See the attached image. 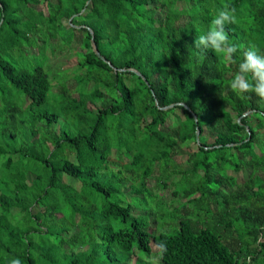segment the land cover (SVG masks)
I'll use <instances>...</instances> for the list:
<instances>
[{"label":"trees","instance_id":"1","mask_svg":"<svg viewBox=\"0 0 264 264\" xmlns=\"http://www.w3.org/2000/svg\"><path fill=\"white\" fill-rule=\"evenodd\" d=\"M86 2L0 0V264H130L152 245L158 264H264V100L231 87L245 51L264 56V0ZM225 7L231 58L196 48ZM65 48L77 96L67 73L53 91ZM157 166L171 231L147 220Z\"/></svg>","mask_w":264,"mask_h":264},{"label":"rangeland","instance_id":"2","mask_svg":"<svg viewBox=\"0 0 264 264\" xmlns=\"http://www.w3.org/2000/svg\"><path fill=\"white\" fill-rule=\"evenodd\" d=\"M38 8V6H37ZM40 10H44L46 11V4L45 2H42L41 5H40ZM65 21V20H64ZM26 22H29V20H27ZM25 28V27H23ZM30 40L33 39V37H29ZM21 41L24 43H27V39L25 38H21ZM44 41H46V38L44 39ZM25 45V44H24ZM36 50H33V52H35ZM48 61H49V64L51 66V68L53 69H56L57 68V77L55 78V80H53V91L55 92H58L59 90H57L55 88V85H59L60 84V81H63L61 78L66 75L67 78L64 80L65 84H66V87L67 89L70 90V92H72V95L73 96H77V93H76V87L75 86V83L76 81L72 78V70H70V68L74 66L75 63H77V58L74 54V51H71V50H68V48H65L63 49L62 51H58L56 52L52 57L48 58ZM61 66H62V69H61ZM64 68V69H63ZM78 88L81 89L80 85H78ZM89 105L92 107V108H95V105H92L89 103ZM19 116V114H17ZM169 125V124H168ZM0 129H1V126H0ZM196 149V146L194 144H190L187 145V144H182L177 152V154L174 155V158L175 160L180 163L182 166H188V163H187V158H188V153L192 152L193 150ZM4 156H9V155H4ZM2 158V155L0 156V159ZM186 168V167H185ZM231 171V170H230ZM160 174V169H159V166H157V171L148 178V184L150 185V188L153 189V192H154V197H152V195L149 197V200H151V203H152V206L154 207V210L152 211L151 214H149L147 216V220L149 221V226H150V229L151 231H154V225L158 226V230H168V231H171L172 230V225L170 223V213H169V209L167 210L168 206L165 204L164 205V202H168L175 199L176 196H174L172 194V189L171 188H167V189H161L159 190L158 189V193H161L160 191H162V195H163V198L162 200L164 201L163 203L161 202L160 200V197L158 196L157 194V189H156V186H155V182H156V179H155V175H159ZM237 177H238V180H242L243 178V174L242 173H237ZM109 178V177H107ZM115 177H111V179H113ZM65 179L66 180H69V176L66 175L65 176ZM117 180H114V183H116ZM119 182V181H118ZM126 186V185H125ZM125 186H122L121 187V190L124 194H127V195H131L130 193V187H127L124 191V187ZM130 195L128 197H130ZM140 197V196H139ZM129 199V198H128ZM142 198H137V196H134L132 197V202L134 203H139V202H142ZM127 202V201H126ZM140 208V206H137ZM132 211L135 213V214H138V213H143L142 210L140 209H133L132 208ZM146 211V210H145ZM172 222V220H171ZM143 256L145 259H151V260H154L153 262H151L152 264H158V251H157V248L155 245H152V251L150 253V255L146 256V254H142L141 251H137L136 250V253H135V256L134 257H131L130 259V264H133L134 261H135V258L137 256ZM134 259V260H133Z\"/></svg>","mask_w":264,"mask_h":264},{"label":"clouds","instance_id":"3","mask_svg":"<svg viewBox=\"0 0 264 264\" xmlns=\"http://www.w3.org/2000/svg\"><path fill=\"white\" fill-rule=\"evenodd\" d=\"M234 21V8L225 7L219 10L211 20L208 32L197 38L196 48H200L203 45L205 48H210L216 53H222L226 57L231 58L237 51V48L235 45L229 43L225 24L233 23ZM243 56L244 59L239 64V71L233 78L231 87L241 94L254 91L261 100H264V56L259 55L258 50L255 48H249L243 53ZM249 73L254 83L247 79ZM259 239L261 238L259 237ZM160 247L163 249L165 245L161 244ZM10 264H21V261L18 258L12 259Z\"/></svg>","mask_w":264,"mask_h":264},{"label":"water","instance_id":"4","mask_svg":"<svg viewBox=\"0 0 264 264\" xmlns=\"http://www.w3.org/2000/svg\"><path fill=\"white\" fill-rule=\"evenodd\" d=\"M90 0H87V2L86 3H88ZM94 49H95V52L97 53V54H99V52H98V50H97V48L94 46ZM103 58V57H102ZM103 59H105V58H103ZM144 80L147 82V80L144 78ZM172 105V104H171ZM171 105H169V106H171ZM195 117V116H194ZM196 118V117H195ZM198 134H199V131L197 130L196 131V138L198 139Z\"/></svg>","mask_w":264,"mask_h":264},{"label":"crops","instance_id":"5","mask_svg":"<svg viewBox=\"0 0 264 264\" xmlns=\"http://www.w3.org/2000/svg\"><path fill=\"white\" fill-rule=\"evenodd\" d=\"M125 189H126V188L124 187V191H125Z\"/></svg>","mask_w":264,"mask_h":264}]
</instances>
